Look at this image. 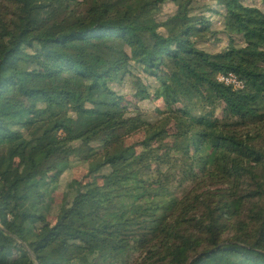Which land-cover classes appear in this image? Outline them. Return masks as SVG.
Segmentation results:
<instances>
[{
    "label": "trees",
    "instance_id": "trees-1",
    "mask_svg": "<svg viewBox=\"0 0 264 264\" xmlns=\"http://www.w3.org/2000/svg\"><path fill=\"white\" fill-rule=\"evenodd\" d=\"M247 1L0 0V264H128L135 255L132 264H264V0ZM222 35L224 51L200 47ZM136 66L182 105V118L169 116L188 123L180 150H217L210 179L221 184L191 191L169 216L151 205L139 220L131 202L154 185L153 142L164 131L141 142V157L125 145L154 130L114 89ZM229 73L242 89L218 82ZM204 90L234 120L199 116ZM74 156L95 178L68 185L51 224L47 198Z\"/></svg>",
    "mask_w": 264,
    "mask_h": 264
},
{
    "label": "rangeland",
    "instance_id": "rangeland-1",
    "mask_svg": "<svg viewBox=\"0 0 264 264\" xmlns=\"http://www.w3.org/2000/svg\"><path fill=\"white\" fill-rule=\"evenodd\" d=\"M214 5L213 2H208ZM249 5H261L260 0H249ZM174 7L171 4L165 5L161 19L164 20L169 14L173 12ZM215 22V28H221L217 17L210 16ZM229 45V40L222 35L219 40L207 41L205 40L200 47L210 53H220L224 51ZM169 77L170 84L178 91L180 88L179 80L171 74H166L165 78ZM114 89L124 97L122 104L130 112H134L137 108L144 120L150 125L154 126V130H142L129 138L126 146L135 145L137 157H141L144 153L143 147L140 145L146 138L152 137L158 130H161L162 135L154 142L153 147L159 154V161L152 165L150 172V180L154 185L143 190L145 198L140 202H131L133 208V215L136 220L139 214L154 204H163L167 210L163 213L172 215L177 211L187 199L186 196L193 190L198 192L216 191L219 186L218 181H212L211 172L214 171L213 162L217 153L216 149L206 146V151L203 154L195 153L192 149L191 155L187 156L180 149L184 147L183 138H179L188 130V123L181 120L169 119V116L175 118H182L179 111L183 107L180 104L174 105L169 98H164L161 93L160 85L152 78L144 75L139 67H135L133 76L128 77L123 85H114ZM203 99L197 102L196 112L199 116H205L207 122H218L223 124L227 121L234 120L226 111V107L222 102L216 101L213 96L207 91H203ZM194 142V138H191ZM261 146V143H260ZM8 147L6 150L8 151ZM201 156L203 158L201 159ZM226 157L233 159L240 158L235 153H227ZM199 160H206L207 166H200ZM74 167L71 171L66 172L59 178L58 187H51L52 191L47 198V204L50 206L48 213V221L54 224L57 221V214L59 208L63 205L65 200V193L69 191V184L72 181L91 182L95 177L87 179L89 172V165L81 162L78 156L73 157ZM213 166V169H212ZM51 174H58V171H53ZM106 174V172H105ZM102 172L95 174L101 176ZM101 185L104 181H99ZM221 185V184H219ZM186 198V199H185ZM162 213V214H163ZM138 219V220H139ZM243 221L249 222L247 215L243 216ZM139 233V232H138ZM139 255L131 257L128 264H132Z\"/></svg>",
    "mask_w": 264,
    "mask_h": 264
},
{
    "label": "built area",
    "instance_id": "built-area-1",
    "mask_svg": "<svg viewBox=\"0 0 264 264\" xmlns=\"http://www.w3.org/2000/svg\"><path fill=\"white\" fill-rule=\"evenodd\" d=\"M218 82L228 86L232 87L234 90H240L243 88V82L234 74H221L217 78Z\"/></svg>",
    "mask_w": 264,
    "mask_h": 264
}]
</instances>
